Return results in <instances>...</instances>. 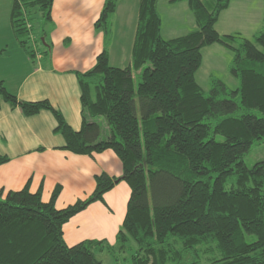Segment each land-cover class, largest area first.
Wrapping results in <instances>:
<instances>
[{
  "label": "trees",
  "instance_id": "trees-1",
  "mask_svg": "<svg viewBox=\"0 0 264 264\" xmlns=\"http://www.w3.org/2000/svg\"><path fill=\"white\" fill-rule=\"evenodd\" d=\"M52 1L13 3L11 24L28 54L29 11L37 7L48 20ZM171 1L188 3L193 30L163 38L157 0H139L131 65H110L104 47L90 69L74 72L81 100L78 130L49 101L18 99L0 80V102L25 116L52 113L54 131L64 138L61 148L87 155L111 149L122 165L120 176L95 175L93 192L61 209L55 207L58 186L48 201L27 183L4 195L0 189V264H104L96 257L103 250L131 252L130 264H198L200 252L213 248L220 255L209 264H264V160L250 167L243 160L264 139V0L262 27L251 38L216 31L230 0ZM117 3L104 0L94 24L106 41ZM215 43L233 51L229 70L238 86L213 78L205 92L195 72L201 49ZM96 116L108 127L104 138ZM8 160L0 154V165ZM121 180L130 194L114 243L85 239L68 245L63 225L91 202H103Z\"/></svg>",
  "mask_w": 264,
  "mask_h": 264
},
{
  "label": "crops",
  "instance_id": "crops-1",
  "mask_svg": "<svg viewBox=\"0 0 264 264\" xmlns=\"http://www.w3.org/2000/svg\"><path fill=\"white\" fill-rule=\"evenodd\" d=\"M14 1L0 0V49H3L0 80L18 99L49 101L73 129H80V90L74 72L90 69L104 47L110 65L111 61L117 64L112 66L131 65L139 0H118L110 18L111 43L106 41L104 32L94 25L104 0H53L50 19L42 18L45 21L42 46L34 43V50L29 54L19 44L11 24ZM168 4H180L182 8L189 9L186 1L168 0ZM229 7L230 2L218 19ZM120 11L122 16L119 17ZM187 28V32L193 30L195 22ZM233 31L220 32L228 34ZM126 33L127 37L122 38L115 56L117 34L122 37ZM29 35L32 36L31 31ZM15 55L21 56L22 60H15ZM55 125V119L48 110L25 116L19 107H12L4 100L0 102V154L9 157L0 165L3 195L9 190L21 189L27 183L31 192L40 190L42 201H48L53 189L58 186L55 207L61 209L89 196L95 187V175L104 172L118 177L122 174L121 161L111 149L87 155L61 148L64 138L54 131ZM106 132L105 137L108 130ZM129 194L127 183L116 181L104 193L103 202H91L63 225L65 242L73 245L85 239H103L113 244L125 215Z\"/></svg>",
  "mask_w": 264,
  "mask_h": 264
},
{
  "label": "rangeland",
  "instance_id": "rangeland-1",
  "mask_svg": "<svg viewBox=\"0 0 264 264\" xmlns=\"http://www.w3.org/2000/svg\"><path fill=\"white\" fill-rule=\"evenodd\" d=\"M129 1L130 0H125V2ZM186 4L188 3L186 2ZM23 8L24 7L22 6L21 9L24 12ZM157 8L162 21L160 33L165 39L185 34L188 31L186 30L188 29L187 27H190L194 21L190 8H182L180 4L169 5L168 0H158ZM262 15V0H230V7L221 14L214 27L220 34L221 32L232 29L234 31L231 33L238 31L245 37L251 38L252 35L262 27ZM120 16H122V11H120L119 17ZM27 24L30 26L32 36L25 33V38H27V42L25 43L26 49L34 50V43L39 47L42 46V28L45 25V21H43L41 12L37 7H32L29 11ZM110 30H112V25ZM123 37H127V33L125 35L123 34L122 37L117 34V39L114 45L115 56L118 55V46L122 42ZM111 39L112 31H110L107 37V42L109 43ZM201 52L202 60L199 68L195 72V80L205 92L209 90L211 79L213 78L221 80L231 89L238 86V78L233 76L229 70L234 58L233 51L225 49L221 45L215 43L210 46H204L201 49ZM14 59L18 61L22 60L19 55H15ZM110 63L112 65H117L115 64V61H111ZM139 79V72H135V85ZM94 120L100 123V138H104L105 133H107L106 130H108L104 118L102 116H96L94 117ZM216 139L222 140V136L217 135ZM243 160L248 167L252 166L257 161L264 160V139L260 143L251 145L250 149L243 156ZM130 255L131 252L129 251L119 252L117 250L112 252L103 250L96 253L97 259L101 260L104 264H130ZM219 255V252L215 248L207 253L201 251L198 264H209L210 258L219 257Z\"/></svg>",
  "mask_w": 264,
  "mask_h": 264
}]
</instances>
